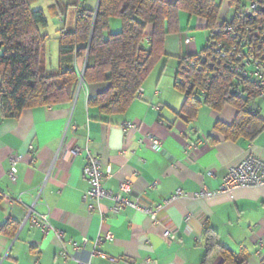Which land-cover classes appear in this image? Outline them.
Instances as JSON below:
<instances>
[{"label": "crops", "instance_id": "1", "mask_svg": "<svg viewBox=\"0 0 264 264\" xmlns=\"http://www.w3.org/2000/svg\"><path fill=\"white\" fill-rule=\"evenodd\" d=\"M98 1L35 0L32 9L55 21L41 33L55 36L56 67L59 32L73 28L77 8L94 13ZM224 4L221 19L230 21L231 7ZM207 35L204 21L180 12L177 32L165 37L163 57L141 86V96L122 114L103 115L88 105L107 83L82 82L71 102L37 105L17 119L0 113V264H203L205 226L224 247L244 251L247 264H264V188L218 193L228 168L248 155L264 157V131L253 141L228 140L215 124L231 127L237 119L233 107L215 112L202 104L188 119L181 112L184 95L174 87L178 62L200 52ZM186 38L191 41L185 43ZM47 59L44 49L45 71ZM49 67H54L50 55ZM83 67L84 60L77 59L79 74ZM253 107L264 120V100H255ZM128 124L134 128H125ZM148 138L160 143V152L150 148ZM189 144L196 150L185 152ZM74 148L82 153L74 156ZM84 150L99 159L103 172L109 170L105 191L117 194L120 183H129V201L153 211L162 206L156 220L130 209L113 214L108 200L90 212L82 202L89 190ZM12 157L21 158L14 181L9 178ZM203 190L212 195L193 198ZM176 192L181 197L164 204ZM29 207L48 215L52 227L63 233L70 259L60 255L52 235L24 223ZM165 231L170 238L163 237ZM104 233L113 239L96 246Z\"/></svg>", "mask_w": 264, "mask_h": 264}, {"label": "trees", "instance_id": "2", "mask_svg": "<svg viewBox=\"0 0 264 264\" xmlns=\"http://www.w3.org/2000/svg\"><path fill=\"white\" fill-rule=\"evenodd\" d=\"M223 1L234 9L230 21L221 19ZM253 2L260 7L249 14L247 8ZM34 3L0 0L2 118L17 119L24 110L37 105L71 102L80 78L85 85L108 84L104 92L88 100L89 106L103 115L124 113L163 57L165 37L177 32L179 13L185 12L204 21L208 35L200 52L178 62L174 87L184 95L181 112L192 119L202 104L215 112L231 106L237 112L235 123L231 127L215 124L226 139L253 141L264 131V120L253 107L260 93L258 83L231 72L225 61L214 63L209 70L205 61L194 60L200 53L211 59L215 54L210 48L212 41L237 46L238 54L245 55L244 44L226 33L223 24L254 31L264 23V0H99L96 12L77 8L73 28L59 32L57 67L48 71L42 67L48 38L41 33L48 21L43 11L32 9ZM112 19L120 21V30L109 33ZM77 59L84 60L80 74L75 69ZM203 234V264H247L244 251L235 253L221 245L207 226Z\"/></svg>", "mask_w": 264, "mask_h": 264}, {"label": "built area", "instance_id": "3", "mask_svg": "<svg viewBox=\"0 0 264 264\" xmlns=\"http://www.w3.org/2000/svg\"><path fill=\"white\" fill-rule=\"evenodd\" d=\"M260 5L257 2L250 3L247 8V13L252 14L259 9ZM241 12V11H240ZM224 31L232 35L233 39L238 43L244 44L246 56L238 54L237 46L226 47L223 42L210 43V48L215 53L211 59L207 58L205 54L200 53L198 57L194 58L195 61L203 60L207 65V68L212 69L214 63H220L225 61L226 66L229 67L230 71L236 73L240 77H248L255 80L260 86V93L258 99H264V23H260L254 28V31H249L245 28L232 27L230 24L225 23ZM190 38L185 39V43H189ZM201 62V61H200ZM81 82H82V78ZM184 81L180 79V83ZM141 89L137 92V97L141 96ZM240 95V93L238 94ZM125 128H134L133 125L128 124ZM148 145L154 151L160 152V143L154 138H148ZM30 150L32 148H29ZM196 147L193 144H189L185 147V152L195 151ZM86 155V165L83 168V175L89 184V190L83 195L82 202L87 204V208L90 212L103 200H108L113 203L110 208L111 213L118 214L125 209L138 211L143 214L149 215L152 220H156V214L161 210L162 206L158 205L157 209L153 211L149 207H142L137 202H131L126 197L131 193V186L127 182L119 184V192L113 194L107 192L103 188V181L109 175V170L103 172L101 162L98 158L94 157L89 150H84ZM82 151L78 148L72 150V154L78 155ZM20 157H12L10 160L9 178L14 181L17 174L16 166L20 162ZM264 188V157H257L254 155H248L236 165L228 168L225 176L222 179L221 186L218 193L229 194L231 191L236 189H256ZM212 195L206 191H201L193 196L195 199H203ZM181 197L180 192L169 199L164 204L172 202L173 200ZM19 203V200L13 203ZM29 222L31 227L37 229L42 233L43 236L52 235L59 243L61 247L60 255L66 260L70 259V256L65 252V245L63 242V233L60 230L55 229L49 222L48 215H38L34 212L32 207L27 208L26 217L24 223ZM165 239L170 238L168 231L163 233ZM113 236L111 233L100 234L96 239V246L101 244L103 241H111ZM86 241L83 240V243ZM92 256L99 255L96 252L91 253ZM73 260V259H72ZM77 264H91L90 262H78Z\"/></svg>", "mask_w": 264, "mask_h": 264}, {"label": "rangeland", "instance_id": "4", "mask_svg": "<svg viewBox=\"0 0 264 264\" xmlns=\"http://www.w3.org/2000/svg\"><path fill=\"white\" fill-rule=\"evenodd\" d=\"M220 0H217V3H219ZM225 1L222 2V5H221V10L223 9V6L225 5L224 4ZM234 16V9L231 8V12H230V15H229V20L232 19ZM47 21H48V26H50L49 28H51L52 26L50 24H55V21H53L52 19H50L49 17H47ZM48 30V29H47ZM120 30V21L118 19H112L110 22H109V33H113V32H117ZM44 32V30H43ZM48 37V40L46 42V47H45V50H46V55H47V61H46V65H47V69L50 70L52 68H56V58H57V51L55 49V40H54V35L50 34L49 31H45ZM49 55L53 57V65L54 67H49ZM234 249V248H232Z\"/></svg>", "mask_w": 264, "mask_h": 264}]
</instances>
